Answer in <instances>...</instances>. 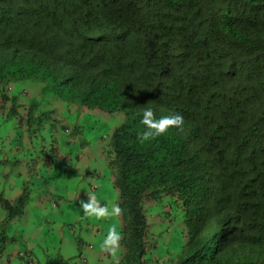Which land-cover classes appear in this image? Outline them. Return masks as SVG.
I'll use <instances>...</instances> for the list:
<instances>
[{"label":"trees","instance_id":"obj_1","mask_svg":"<svg viewBox=\"0 0 264 264\" xmlns=\"http://www.w3.org/2000/svg\"><path fill=\"white\" fill-rule=\"evenodd\" d=\"M145 106L184 124L140 143ZM93 109L122 119L88 140ZM102 179L121 212L77 221ZM113 221L85 264H264V0H0V264H71L73 223Z\"/></svg>","mask_w":264,"mask_h":264},{"label":"rangeland","instance_id":"obj_2","mask_svg":"<svg viewBox=\"0 0 264 264\" xmlns=\"http://www.w3.org/2000/svg\"><path fill=\"white\" fill-rule=\"evenodd\" d=\"M29 84L31 85V82H29ZM28 85V84H27ZM29 90L31 91L32 90V86L31 87H29ZM47 100V99H46ZM46 107H49V105H46ZM49 111H51L50 109H49ZM61 110L60 109H57V110H55V111H51V115L53 116V114H55V116H53V118L55 119V120H57V122L58 121H60L61 119H66L67 117L65 116H63V114H61ZM103 113H105V115L103 114ZM107 115V116H106ZM77 116L79 117V114L77 113ZM83 117H84V120H85V123L86 124H88L89 123V125L88 126H90L92 129L90 130V131H88V130H86L84 133H85V136H86V138L89 140L90 138H91V136L94 134V133H97V131H96V129H100L101 131L98 133L99 135L101 134V133H103V130H104V132H106L107 134H110V132H111V130H112V128H114L116 125H118L120 122H121V117L119 116V114H117V113H106V112H104V111H101V110H97V109H93V110H89L88 111V113H84V115H83ZM103 119H106L104 122H103ZM96 128V129H95ZM102 181V184L100 185V188L98 189V190H92L91 192H89L90 194H93V195H95V197H97V194L98 193H103V195H105L106 193H107V190H108V185L106 186L105 184H104V182H103V179L101 180ZM95 182H97V181H95ZM98 184V183H97ZM110 186L112 187V183H110ZM114 189V188H113ZM61 192H64V194H66L65 192V190L63 191V189H62V191ZM113 193H114V197H115V199L113 200V201H116L117 200V193L116 192H114L113 191ZM66 196V195H65ZM70 197H72V196H70ZM64 198V197H63ZM82 198L84 199V200H87L88 199V196H87V193H85L84 192V194H83V196L81 197L80 195H78V198H77V195L75 196V197H72V199H73V202L71 203L70 202V207H73L74 209H76V210H78L79 211V209H81L80 208V206L78 205V203L82 200ZM65 199V198H64ZM64 203H67V200L65 199V201H64ZM66 205V204H65ZM108 205H109V210L111 211V205H110V203H108ZM79 207V208H78ZM30 214V213H29ZM79 214V213H78ZM79 217H82V218H84V214H83V210L81 209V212H80V214H79V216H77V221L79 220ZM87 219L85 220L86 222H90L92 225L94 224V220H93V218H92V216L90 217V216H87L86 217ZM113 218H114V216H113ZM73 226H74V230H73V232L75 233V235L73 236L72 235V237H73V240L75 241H71L70 242V245H69V248L67 249V251H68V254L66 255L67 257H65V258H70V257H68V256H70V254H71V252L72 251H74L75 250V248H76V250L78 249V248H81V250H83L84 248H85V246H86V244H83V246H79V247H77V245L75 244L76 243V238H75V236L77 235V234H79V232H81V233H83V234H85V232H87V233H89V235H87L86 237L85 236H81V238L83 239V241L86 243V242H91V245H92V248H90L88 251L87 250H83L82 251V254H83V257H81V258H78V253L75 255V257H72L70 260H69V262L72 264V263H74L75 261L78 263V264H84V263H86V260L87 259H89L90 257H92L93 255H95V253L96 252H98V253H101V251L103 250V256H104V253H105V250L107 249V247H105L104 246V238H105V236L107 235V233H108V231H109V229L111 228V227H108V226H106V225H103V237L101 236V232L99 231V232H97V233H92V232H90V231H85L83 228H80V226H78V224L77 223H73ZM115 227L116 228V230H117V232H118V230H119V227L116 225V223L113 221V225H112V227ZM160 228V226H158L157 228H155V229H159ZM163 228H165V226L163 227ZM180 229V226H177V225H173V226H170V233H167V236H161V237H158V236H152V238H153V240H152V242H154V241H157V243H158V247H157V250H159L160 252L161 251H163V249H165V246L167 245V241H168V239L169 238H174V240L177 242V243H182V242H184V238L183 237H181V235L180 234H178V236L176 235V231L177 230H179ZM101 230V229H100ZM160 230H161V228H160ZM174 230V231H173ZM27 236V235H26ZM28 239H31V236H30V234H29V236H28ZM32 244H31V246H30V248L32 249V251H33V253L35 254V256H37L38 254V257H33V258H35L36 260H38V262H40V263H43V260L44 259H48V258H51V257H54V256H56V255H54L53 253H51L52 251H53V249L51 248V246H49V248H48V251L52 254L50 257H43L41 254L43 253V252H48V251H46L45 249H46V247L47 246H45V242H43L42 240H41V237H32V242H31ZM65 248H66V246H65ZM45 251H44V250ZM19 248L18 247H15L13 250H12V252L16 255V253L17 252H19ZM67 251H65V252H63V254L64 253H66ZM113 252V251H112ZM118 252H116V250L113 252V254H115L114 256L115 257H117V256H119L118 254H117ZM16 257H14V259H15ZM45 261V260H44ZM150 261H153V259H151ZM103 264H105V262L103 263ZM153 264H170V262H168V260L167 261H165L164 263H161V262H159V263H153Z\"/></svg>","mask_w":264,"mask_h":264},{"label":"clouds","instance_id":"obj_3","mask_svg":"<svg viewBox=\"0 0 264 264\" xmlns=\"http://www.w3.org/2000/svg\"><path fill=\"white\" fill-rule=\"evenodd\" d=\"M139 122L141 125H143V130L137 132V139L138 142L144 143L150 141L154 137L167 133L173 127H182L184 124V116L181 112H173L171 114L157 116L153 107L145 106L141 110ZM110 188L113 189L115 187L113 186ZM86 193L88 199L80 201V208L83 210V214L85 216H95L97 218L110 217L113 215H118L121 212V208L118 204L112 206L110 211L108 204L100 203V201L96 199L95 195L90 194L88 192ZM96 229L97 226H94L90 232H92L93 234L97 233L98 231ZM120 238V234L113 226L109 229L107 235L104 238V246L107 247L109 251L114 252L116 250V247L118 246ZM90 248H92L91 244L86 245L84 250L88 251ZM156 253L158 254L161 252L159 250H156ZM73 264L78 263L75 261Z\"/></svg>","mask_w":264,"mask_h":264},{"label":"crops","instance_id":"obj_4","mask_svg":"<svg viewBox=\"0 0 264 264\" xmlns=\"http://www.w3.org/2000/svg\"><path fill=\"white\" fill-rule=\"evenodd\" d=\"M103 225H106L108 227H112V226H110V224L108 222H104ZM27 236H29V235H27ZM89 259H93V257H90Z\"/></svg>","mask_w":264,"mask_h":264}]
</instances>
